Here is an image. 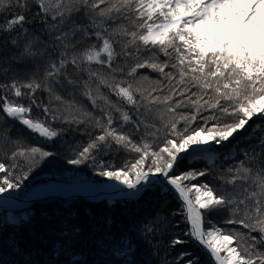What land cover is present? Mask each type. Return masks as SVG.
Listing matches in <instances>:
<instances>
[{"label": "snow or ice", "instance_id": "1", "mask_svg": "<svg viewBox=\"0 0 264 264\" xmlns=\"http://www.w3.org/2000/svg\"><path fill=\"white\" fill-rule=\"evenodd\" d=\"M35 2L40 9L37 15L43 14L41 23L53 42L41 49L29 41L19 55L11 57L23 63V69H14L10 64L0 68V73L11 72L12 76L10 83L0 84V111L46 141L55 140L68 129L33 119L30 115L33 106L42 108L51 121L76 125L73 131L91 136L90 128L99 129V134L87 146L71 149L73 156L68 159L69 164L80 166L91 160L94 169H98L97 174L127 189L120 195L130 199L156 188L162 193L173 191L181 201L183 222L188 224L184 236L190 240L174 236L170 240L172 247L194 241L210 254L214 264H264L261 250L264 247V166H260L264 165V135L257 137L261 152L247 162L242 160L228 168L231 175L220 177L219 188L203 181L198 185L187 183L209 175L208 168L174 171L185 159L215 161L220 145L243 132V136L233 140L234 145L238 144L259 126L250 125V121L259 118L264 122V0ZM17 6L28 8L26 0H0V10ZM81 9L87 25L76 24L73 19ZM26 21L25 15L18 14L5 28L26 31L23 28ZM93 37L102 41V47L91 43ZM12 43L16 44V40ZM161 55L166 59L161 60ZM41 62L46 65L43 81L40 80ZM85 63L87 66H83ZM69 66L77 72H86L87 79H72ZM141 69L160 74L159 79L151 81L156 86L147 92L133 86L138 81L149 80L146 74L138 75ZM81 84L83 95L99 111V116L66 104L57 92V88ZM101 87L131 109L124 110L110 95L101 92ZM22 89L28 91L22 93ZM5 90L30 103L26 106L23 102L10 101ZM37 90L49 94L48 104L38 102ZM53 98L65 104L64 111L68 114L61 115L58 108L50 106ZM145 101L144 113H141ZM114 112L120 114L118 119L114 118ZM147 113L152 114L151 119ZM82 124L85 128L81 130L78 126ZM193 124L197 126L193 128ZM132 133L140 138L134 139ZM5 142L17 145L8 158L23 160L27 165L25 171L16 163L8 166L0 162V174H4L0 175V197L7 194V199L0 203L10 205L14 202L10 194L23 188L35 165L55 153L37 146L24 147L19 140L9 141L6 132L0 130V151ZM120 150L138 155L121 168L97 159V154ZM18 168L20 175H17ZM237 188L243 191L238 192ZM214 211H227L229 218L223 223L242 225L249 233L223 229L206 221V214ZM28 219L9 216L8 222L18 226ZM162 220L165 217L157 214L152 223L135 225L132 230L141 238L145 233L155 237L154 225H159L161 231L166 228L161 225ZM251 232H259L260 236L253 237ZM78 233V228L65 227L60 235L71 241ZM119 245H123L122 250ZM10 246L18 247L14 239L10 240ZM55 247L58 255L61 245L58 243ZM114 250L118 256H130L135 249L131 238L125 235L114 245ZM188 257L192 254L181 252L174 264H198L196 258ZM77 259L73 257V264Z\"/></svg>", "mask_w": 264, "mask_h": 264}, {"label": "trees", "instance_id": "2", "mask_svg": "<svg viewBox=\"0 0 264 264\" xmlns=\"http://www.w3.org/2000/svg\"><path fill=\"white\" fill-rule=\"evenodd\" d=\"M26 3L28 5L27 9L17 6L11 8V10L7 8L0 10V68L8 67L10 64L14 69H23L25 65L12 60L11 57L14 54L19 55L23 46L29 41H34V47L41 49L53 42L49 40L45 25L41 23L43 14L37 15L40 9L35 0H26ZM18 14H23L27 18L26 23L23 25L26 31H20L18 27L13 31H8L5 25ZM73 19L79 25H87L88 23L83 9L79 13L74 14ZM48 20L50 23L52 22L51 17H48ZM13 39L16 40V44L12 43ZM91 43L95 44L97 48L102 47V41H96L95 37L92 38ZM160 59L164 60L166 58L161 55ZM83 66H87L86 63ZM45 67L46 65L41 62V81H43ZM92 67L97 68L99 66L92 65ZM68 73L74 80L87 79L86 72H77L71 66H69ZM140 74L148 75L149 80L138 81L133 86L139 87L145 92L156 86L151 81L160 78L159 73L152 72L150 69H141L138 72V75ZM11 78V72L7 75L0 73V84L10 83ZM23 79H28V77H23ZM93 87H95V84H93ZM27 91V89H22V93ZM5 92L8 99L12 102H23L26 106L30 103L26 98L22 100L15 98L14 93L11 91L5 90ZM57 92L63 97L66 104L74 105L77 109H87L93 112L94 116L100 115L99 111L94 110L91 102L83 95L84 86L82 84L78 87L66 85L64 89L57 88ZM101 92L110 95V98L120 104L124 110L131 109V106L126 105L115 95H112L107 88L101 87ZM36 96L39 98L38 102L49 103V94L46 91L37 90ZM98 103H102V101H98ZM143 103H146V101L142 102L141 113H144ZM50 106L58 108L61 115L68 114L64 111L65 104L55 101L54 98ZM152 107H157V105H152ZM184 111H188V109H184ZM30 115L35 120L50 123L56 128L68 129V131L62 133L61 136L53 141H46L0 111V130L6 132L9 141L19 140L24 147L37 146L55 153L54 156L35 165L34 170L28 175V179L24 180L23 188L27 189L33 186L58 182L64 179L67 173H85L94 179L101 177L97 174L98 169H94L91 160L80 166L71 165L67 162L73 156L71 149L87 146L89 140L99 134V129L90 128L91 136L83 131H73L72 129L76 128V125L51 121L42 108H36L35 106L32 107ZM113 115L117 119L120 116L119 113L115 112ZM146 115L149 119L152 118L151 113ZM200 122L198 120L197 124ZM197 124H193L192 127L195 128ZM258 125L253 134L237 144V151L234 155L223 154L220 156L219 162L201 159L190 161L185 159L174 171L183 172L189 169L200 170L208 168L209 175L187 183L198 185L203 181L209 183L210 186L219 188L222 183L220 177L231 175L227 171L228 168L237 166L242 160L247 162L261 152V144L257 137L264 135V122L259 121ZM78 127L82 130L85 125L82 124ZM132 134L134 139L138 140L140 138L138 134ZM16 147L17 145L5 142L3 151H0V162H4L8 166L16 163L26 171L27 165L23 160L17 159L13 161L8 158ZM137 155L134 152L125 153L120 150L118 152H109L108 154H97V159L114 164L116 168H121L126 161H133ZM16 171L17 175L21 174L19 168ZM237 183L240 184L241 182L238 181ZM248 183H251V180ZM236 190L238 192L243 191L242 188H237ZM180 206L181 202L171 191L162 193L159 188H156L155 190L143 192L138 198L121 199L112 205L108 202L97 203L86 199H78L71 202L53 200L45 203H36L26 209L14 211V214L19 218L24 216L29 218L27 221H22L18 226L8 222L7 211H1L0 264H73L74 256L78 257L75 264H174L175 258L181 252L191 253L192 257L198 260V264H213L194 241L177 245L176 247L170 245V240L177 235L182 239L190 240L189 237L184 236V231L188 228V224L183 222ZM157 214L165 217V220L160 223L161 225H166V228L161 231L159 225H154L156 228L155 237L145 233L144 238H141L140 235H137L132 230L135 225L144 226L145 222L152 223ZM228 218L229 213L227 211H214L206 214V221H210L223 229H235L242 231L245 235L249 233V229L243 228L242 225L223 223ZM177 223L179 224L178 227ZM65 227L69 229L78 228L79 233L74 239L69 241V238L60 235ZM205 228H208V223L205 224ZM125 235L131 238L132 246L135 250L130 256H118L115 254L114 245H117ZM251 236L258 238L260 233L251 232ZM110 237H114V239H110ZM12 239L18 245L15 249L10 246V240ZM58 243L61 248L57 255L55 246ZM119 247L121 250L123 249V245H119ZM261 250L264 251V247H261Z\"/></svg>", "mask_w": 264, "mask_h": 264}, {"label": "bare ground", "instance_id": "3", "mask_svg": "<svg viewBox=\"0 0 264 264\" xmlns=\"http://www.w3.org/2000/svg\"><path fill=\"white\" fill-rule=\"evenodd\" d=\"M245 131H247V129ZM243 135H244L243 132H238V133L235 134V136L233 138L230 139V141L233 142V140H235L237 137H240V136H243ZM219 151H222V150L219 149L217 151L218 154H219ZM227 153L231 154V156L234 155L231 152H226L224 154H227ZM219 161H220V159L215 160L214 162H219ZM88 177L89 176H87L86 174L80 173L77 176L70 175L69 179L71 181H73L75 183H78V184H81V185H88L89 183H92L95 186V188H91V189H85V188L84 189H79V188H76V189H73V190H70V191H66V192H61V193L67 194L68 192H71V193H76V194H89V193H91L93 191H101V192L104 193L105 197L108 198V200L112 201V200H115V198L118 196V193L123 189L122 187L117 186V182L109 181L105 177H100V178H98L95 181L92 180V182H91L90 178H88ZM24 191H25V189H21L18 193L13 192L10 195L12 197L16 198V199H20V198H22V194H23ZM54 194H60V193H54ZM5 199H7V195L4 196V197H0V201H3ZM76 200H78V199H76ZM0 206L6 208V210H4V211L8 212L7 213V217H9V216L14 214V211H16V210H13L14 208H18L19 206H23V204L15 202V200H14V202L12 204H10V205H4L3 203H0ZM17 210H20V209H17Z\"/></svg>", "mask_w": 264, "mask_h": 264}, {"label": "rangeland", "instance_id": "4", "mask_svg": "<svg viewBox=\"0 0 264 264\" xmlns=\"http://www.w3.org/2000/svg\"><path fill=\"white\" fill-rule=\"evenodd\" d=\"M258 122H259V118H254V120L250 121L249 123H250V125H253V124H258ZM255 130H256V127L254 128L252 133H254ZM236 146H237V144L234 145L233 142H231L230 140L226 144L220 145L219 149L222 150V151H219V154H218V152L216 153V159L215 160L220 159V156H222L226 152H231V153L235 154L236 151H237ZM229 149H231V150L229 151ZM184 155L187 156V154H184ZM79 174L80 173H78V174L67 173L66 177L64 179H61L58 182L49 183V184L40 185V186H33V187H30V188H27V189L26 188H22V189H25V191L22 194V199L31 200V199L37 198L39 196L52 195L54 193L66 192V191H70V190H73V189H76V188H79V189L95 188V186L92 183H89L88 185H81V184L75 183V182H73V181H71L69 179L70 175L77 176ZM88 178H90L91 182H92V180H94V181L97 180V179H94V178H91V177H88ZM18 192H16V193H18ZM16 218H19V217L16 216Z\"/></svg>", "mask_w": 264, "mask_h": 264}, {"label": "water", "instance_id": "5", "mask_svg": "<svg viewBox=\"0 0 264 264\" xmlns=\"http://www.w3.org/2000/svg\"><path fill=\"white\" fill-rule=\"evenodd\" d=\"M121 191L126 192L128 190L122 189ZM169 191H171V190H169ZM120 192L118 193V196L115 198V200H112V201L108 200V198L105 197L104 193L101 191H93L89 194H76V193H71V192H68L67 194H64V193L52 194V195L39 196V197L31 199V200H25L22 198L16 199L13 197L15 202L23 204V206H19L18 208H14L13 210L24 209V208L32 206L33 204H36V203H45V202L53 201V200H61V201H65V202H71V201L76 200V199H86L90 202H97V203L108 202L110 205H112V204L116 203L118 200L128 198L127 196L120 195ZM171 193H173L175 195V197L177 198L176 194L173 191H171ZM4 210H6V208L0 206V211H4ZM195 244L213 262V259L211 258L210 254L201 245H199L196 242H195ZM213 264H214V262H213Z\"/></svg>", "mask_w": 264, "mask_h": 264}]
</instances>
